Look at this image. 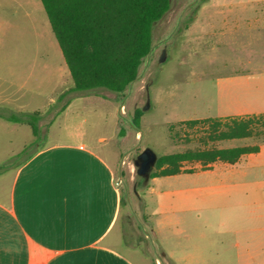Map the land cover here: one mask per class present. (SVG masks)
Here are the masks:
<instances>
[{
  "label": "rangeland",
  "instance_id": "obj_1",
  "mask_svg": "<svg viewBox=\"0 0 264 264\" xmlns=\"http://www.w3.org/2000/svg\"><path fill=\"white\" fill-rule=\"evenodd\" d=\"M231 3H245V0H170L169 10L152 28L151 51L143 59L137 79L123 93L101 88L73 90L43 10L34 13L35 21H25V30H20L16 38H1L0 108L16 113L41 112L39 126L43 135L35 141L27 125L0 120V198L3 190L9 188L15 169L23 162L20 153L26 147L42 148L52 143L90 147L113 160L115 177L120 178L123 238L139 245V252L143 247L153 264H175L162 260L160 247L176 253L177 244L184 241L179 230L164 225L179 215L155 214L159 206L157 192L185 185L214 196L230 192L234 184L245 183V175L264 172L260 168L264 154L243 156L233 166L217 163L208 172L146 182L136 174L134 166L137 156L145 149L158 157L204 147L205 141L207 146L216 148L254 146L262 142L259 137L208 141L204 139L206 127L182 123L236 112V103L230 96L242 93L231 78L245 75L249 69L245 66L244 17L238 21L237 33L229 34L230 26L210 12L211 8ZM249 35L264 36V29L259 32L256 28ZM261 67L260 71L264 72V66ZM114 97L117 100H110ZM136 108L143 111L139 132L131 127ZM116 121L117 128L123 130L121 136L117 135ZM182 167V173L202 170L197 162H187ZM182 200L178 195L168 196L164 205H178ZM204 219L201 214L199 220ZM216 227L215 231H201L203 243L216 240L217 257L206 255L203 261L177 264H244L237 258L242 254L243 238L245 249L249 243L248 249L254 250L256 243L264 240V233L251 231L257 227L256 221L242 215L221 216ZM245 264H264V261L245 260Z\"/></svg>",
  "mask_w": 264,
  "mask_h": 264
},
{
  "label": "crops",
  "instance_id": "obj_2",
  "mask_svg": "<svg viewBox=\"0 0 264 264\" xmlns=\"http://www.w3.org/2000/svg\"><path fill=\"white\" fill-rule=\"evenodd\" d=\"M42 10L40 0H0V40L16 38L20 30H25V21H35L34 13ZM210 12L230 26L229 34L237 33L238 21L244 17L245 66L249 67L245 75L231 78L242 93L230 96L236 103V112L214 118L264 114V72L260 71L264 66V36L249 35L256 28L259 32L264 29V0L226 4L211 8ZM58 57L56 54L57 63ZM198 119L206 118L191 120ZM117 122L115 128L120 135ZM258 148L257 153L246 155L262 156L264 143H259ZM217 163L222 162L206 167L199 163L202 170L157 178L208 172ZM260 166L264 170V160ZM115 175L113 160L77 144L52 143L23 161L0 198V264H153L143 247L139 252V245L128 243L122 236L121 192L115 186L120 178ZM202 193L197 187L185 185L157 192L159 206L155 214L177 213V219H169L164 225L176 228L184 236L176 253L160 247L163 261L196 263L206 260V255L217 257L216 240L203 243L201 230L215 231L221 216L242 215L255 220L257 227L251 231L264 233V172L245 175V183L234 184L230 192L214 196ZM176 195L183 197L181 204L164 205V198ZM201 214L203 221L199 220ZM246 246L245 249L243 238L238 260L244 264L245 260L264 261V240L256 243V250L248 249L249 243Z\"/></svg>",
  "mask_w": 264,
  "mask_h": 264
},
{
  "label": "trees",
  "instance_id": "obj_3",
  "mask_svg": "<svg viewBox=\"0 0 264 264\" xmlns=\"http://www.w3.org/2000/svg\"><path fill=\"white\" fill-rule=\"evenodd\" d=\"M51 32L72 80L73 90L105 89L123 93L137 79L139 67L152 47V28L170 8V0H40ZM141 109L133 111L131 127L140 131ZM42 114L0 108V119L25 124L35 141L42 137ZM206 127L208 141L259 137L264 143V114L183 121ZM123 130H120V136ZM204 142V141H203ZM157 157L149 179L182 172V164L202 167L222 162L234 165L241 156L257 153L258 145L216 148L206 145ZM40 148L28 146L23 161Z\"/></svg>",
  "mask_w": 264,
  "mask_h": 264
},
{
  "label": "water",
  "instance_id": "obj_4",
  "mask_svg": "<svg viewBox=\"0 0 264 264\" xmlns=\"http://www.w3.org/2000/svg\"><path fill=\"white\" fill-rule=\"evenodd\" d=\"M145 109L146 108H143V110ZM156 160H157L156 154L150 149L143 150L137 156V159L134 162V166L136 168V174L142 177L144 182H146L149 179L150 172L153 170Z\"/></svg>",
  "mask_w": 264,
  "mask_h": 264
},
{
  "label": "built area",
  "instance_id": "obj_5",
  "mask_svg": "<svg viewBox=\"0 0 264 264\" xmlns=\"http://www.w3.org/2000/svg\"><path fill=\"white\" fill-rule=\"evenodd\" d=\"M119 183L118 181L115 182V186L118 187L119 186Z\"/></svg>",
  "mask_w": 264,
  "mask_h": 264
}]
</instances>
